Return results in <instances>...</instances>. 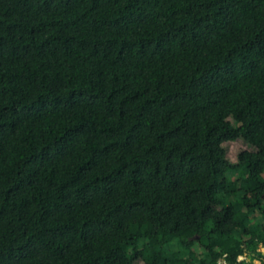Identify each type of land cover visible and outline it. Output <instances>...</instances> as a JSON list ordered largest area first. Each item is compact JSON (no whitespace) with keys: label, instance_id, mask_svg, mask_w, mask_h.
Instances as JSON below:
<instances>
[{"label":"trees","instance_id":"obj_1","mask_svg":"<svg viewBox=\"0 0 264 264\" xmlns=\"http://www.w3.org/2000/svg\"><path fill=\"white\" fill-rule=\"evenodd\" d=\"M254 260L264 0H0V264Z\"/></svg>","mask_w":264,"mask_h":264},{"label":"rangeland","instance_id":"obj_2","mask_svg":"<svg viewBox=\"0 0 264 264\" xmlns=\"http://www.w3.org/2000/svg\"><path fill=\"white\" fill-rule=\"evenodd\" d=\"M242 169V168H241ZM238 174H240V171L239 170H234V171H230L228 172V176L231 177V176H237ZM234 197V196H233ZM233 199V198H231ZM175 245L176 243H172V247L171 248H175ZM221 264H225L224 262H222Z\"/></svg>","mask_w":264,"mask_h":264},{"label":"crops","instance_id":"obj_3","mask_svg":"<svg viewBox=\"0 0 264 264\" xmlns=\"http://www.w3.org/2000/svg\"><path fill=\"white\" fill-rule=\"evenodd\" d=\"M254 264H259V261L258 260H254Z\"/></svg>","mask_w":264,"mask_h":264}]
</instances>
